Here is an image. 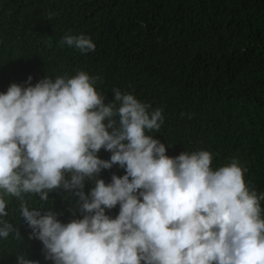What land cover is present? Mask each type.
<instances>
[{"label":"clouds","instance_id":"obj_1","mask_svg":"<svg viewBox=\"0 0 264 264\" xmlns=\"http://www.w3.org/2000/svg\"><path fill=\"white\" fill-rule=\"evenodd\" d=\"M65 45L82 54L96 47L70 32L58 42ZM98 80L80 70L32 86L30 76L29 86L0 93V218L8 216L6 197L15 198L29 239L41 241L54 264H264V194L247 185L240 162L213 169L206 150L169 157L147 134L160 130L163 109L149 111L119 88L105 104ZM101 149L110 160L98 158ZM113 165L126 174L109 184L96 179ZM86 178L95 180L89 195ZM60 188L75 191L82 219L65 224L29 206L26 197L46 203ZM118 204L113 219L106 209ZM10 234L22 238L0 219V238ZM17 260L37 264L22 254Z\"/></svg>","mask_w":264,"mask_h":264},{"label":"trees","instance_id":"obj_2","mask_svg":"<svg viewBox=\"0 0 264 264\" xmlns=\"http://www.w3.org/2000/svg\"><path fill=\"white\" fill-rule=\"evenodd\" d=\"M69 32L90 36L95 51L59 47ZM80 70L99 77L95 87L105 104L119 88L150 104L149 111L162 108L163 125L147 134L165 144L169 157L206 150L213 169L235 158L247 185L264 194V0H0V93L13 83L29 86L30 76L34 86ZM97 155L111 157L104 149ZM125 174L113 165L96 179L109 184ZM84 185L89 195L95 180ZM6 199L8 216L0 219L22 238H0V264H18L20 254L54 264L42 242L29 239L18 202ZM26 199L65 224L84 215L75 191H51L46 203ZM119 210L118 204L106 214L114 219Z\"/></svg>","mask_w":264,"mask_h":264}]
</instances>
